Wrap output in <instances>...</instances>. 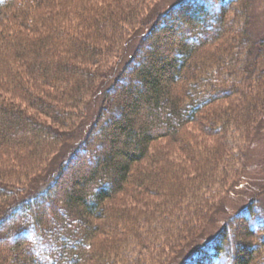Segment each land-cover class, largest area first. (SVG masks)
Returning <instances> with one entry per match:
<instances>
[{
    "label": "trees",
    "instance_id": "16d2710c",
    "mask_svg": "<svg viewBox=\"0 0 264 264\" xmlns=\"http://www.w3.org/2000/svg\"><path fill=\"white\" fill-rule=\"evenodd\" d=\"M81 4L0 0V153L26 151L39 163L74 138L65 129L76 118L85 129L57 170L46 171L30 188H12L0 178V264H141L128 261L129 246L130 254L141 249L150 264H160L164 249L187 231L179 223L180 209L164 220L165 228L146 223L140 239L137 230L120 237L125 214L109 213L108 205L131 184L133 170L147 164L153 144L175 140L206 107L234 96L249 100L240 114L212 121L219 132L236 120L250 122L259 107L258 97L247 96L252 83H264V39L251 33V0L177 1L154 20L111 82L108 66L122 56L124 26L143 24L139 3L114 16L105 10H95V17L82 13L75 26ZM219 42L223 50L215 64L194 63L204 48ZM179 83L185 94L177 97L173 88ZM84 94L91 95L90 104L101 97L105 104L87 128L94 105L85 116L69 113ZM215 169L214 164L208 180L192 189V182L178 184V206L192 204L185 208L195 221L213 207L205 191L219 185ZM158 178L140 171L136 187L153 194L160 191ZM254 205L233 217L246 225L241 222L235 233L222 229L181 264H264V213Z\"/></svg>",
    "mask_w": 264,
    "mask_h": 264
},
{
    "label": "rangeland",
    "instance_id": "374dc122",
    "mask_svg": "<svg viewBox=\"0 0 264 264\" xmlns=\"http://www.w3.org/2000/svg\"><path fill=\"white\" fill-rule=\"evenodd\" d=\"M177 1L182 3L184 0H81L82 4L77 15H75L74 23H76L75 26L81 24L82 21L77 16L82 15V13H84V16H91L93 13L95 17L97 14L95 10L98 12L105 10L114 16L116 13L127 10V8H134L139 3L140 13L138 14V19L143 24L137 29L134 26H128L127 28L124 26L122 56L117 61L113 60L110 66L106 64L111 69L109 70L111 73L107 77L111 82L113 77L120 70H123L128 61L131 60V55L138 46L140 39L150 29L154 20ZM251 1L253 12L251 13V33L257 40L264 39V0ZM176 12H179V9ZM7 16H4V20ZM157 34L160 35V33ZM155 36L156 34L149 41H152ZM221 50L223 48L220 42L212 44L200 52L194 59V63L201 62V59L204 61L209 60L208 63L212 66V63L215 64L216 60H218L217 57L220 55ZM102 80L99 82H102ZM216 83L214 82V84ZM184 89L183 83H179L173 88V93L177 97L178 95H184ZM258 91L259 93L257 94ZM250 93L252 97H258L259 100V105L257 104L259 107L256 111L254 110L250 122L241 124L236 120L229 127L223 128V131H220L221 133L219 130L214 131V127L211 124L212 121L218 119V117H227L228 112L237 115L245 109L244 106L247 105L249 100L246 97L234 96L227 100H218L206 107L199 114L195 123L179 132L175 138L176 141L171 138H165L153 144L149 153L151 155L149 156V161H146L147 164L141 165L139 169L142 172H148L159 177L156 182L160 180L161 185L158 187L160 191L154 189L152 191L153 194H149V191L137 188L135 180L138 179L140 171L138 172V169L133 170L129 180L131 184L129 183L125 186L124 191L119 193L108 205L109 213L119 212L125 214V221L121 227L123 231L119 233L120 237L127 234V232L132 234L131 232L137 230V236L144 238L146 233L143 231L144 229L148 227L155 228L156 224L163 223L169 217L172 218L173 214L177 215L182 212V220H179V223L181 222L182 227L186 226L187 231L183 235L181 234L182 237H179L177 245L164 249L163 259L160 261V264H181L184 259L225 230L226 227L229 226V229H232L235 233L236 226L240 225L242 227V224L246 225V223L242 222V218L233 217L237 216L248 204L254 203V207L256 206L264 213V111L262 110L261 113L259 111L260 108L264 109V83L262 81L260 83H252L251 90L247 96ZM86 96L84 94L82 104L80 105L79 103L69 113L79 115L84 113L85 116L88 107L94 105L91 107L92 113L89 117L90 119H88L89 122L87 121V128L90 120L95 117L99 106H105V104L102 101V97L95 99L90 104L91 95L88 94V97ZM79 123L80 119L76 118L75 123L69 129H65L67 130L65 132H68V135L74 136V138L63 142L57 150V154L49 153L47 156L42 157L43 161L39 163L36 162V158L26 151L18 152L15 156L0 153L1 180L12 188L18 187L16 184L20 183L19 185H24L23 188L26 189L32 186L34 180L44 177L46 171L55 172L69 155L72 143H77L79 140L84 139L85 129L82 130ZM155 157L157 161L152 160ZM43 162H45L44 165ZM214 164L217 171L216 181L219 184L216 187L218 189L215 188L214 190L217 193L212 192V189L204 190L205 194L214 198L210 201L213 203V207L210 212L206 211L203 219L198 222L192 219V215L188 216L187 214L189 213H186V210L190 207H185L190 205L189 203L185 206H178V197L176 196L178 195V184L192 182L190 185V189H192L194 185L201 183L204 179L208 180L210 177L208 172L210 168L214 167ZM147 187L149 189L156 188L153 186ZM140 189L145 191L139 195ZM204 191L202 190L201 192L203 193ZM191 193L185 196L189 198ZM178 209H180L179 212ZM160 211L165 213H160ZM151 213L154 216L148 218ZM169 213H171L170 216ZM142 217H145L147 221H144ZM241 222L242 224H240ZM146 223H148V227H145ZM166 225L167 223H163L164 228ZM227 236L225 234V239ZM103 238H106V236L100 235V239L102 240ZM159 240L163 241L161 238ZM130 249H133V247L129 246L126 251L128 261L136 260L141 264H150L145 257V251L140 249L139 254L136 255L133 252L130 254ZM135 250L139 251V248Z\"/></svg>",
    "mask_w": 264,
    "mask_h": 264
}]
</instances>
